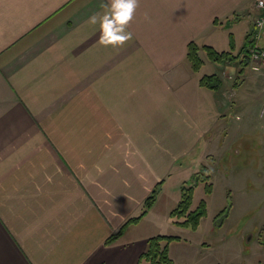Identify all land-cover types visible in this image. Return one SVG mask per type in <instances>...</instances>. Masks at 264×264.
Returning <instances> with one entry per match:
<instances>
[{
	"label": "crops",
	"instance_id": "crops-1",
	"mask_svg": "<svg viewBox=\"0 0 264 264\" xmlns=\"http://www.w3.org/2000/svg\"><path fill=\"white\" fill-rule=\"evenodd\" d=\"M256 1L138 0L114 47L88 22L110 0H0V264H137L170 178L233 146L226 114L244 106L236 68L233 92L220 63L221 88L202 87L216 62L200 49L194 71L188 45L217 49L246 15L248 34Z\"/></svg>",
	"mask_w": 264,
	"mask_h": 264
},
{
	"label": "rangeland",
	"instance_id": "rangeland-1",
	"mask_svg": "<svg viewBox=\"0 0 264 264\" xmlns=\"http://www.w3.org/2000/svg\"><path fill=\"white\" fill-rule=\"evenodd\" d=\"M250 17L244 16L234 28L221 33L225 35V43L222 41L216 48L219 51L229 50V33H233L234 52H240L246 43ZM261 43L264 44V35ZM201 56L206 60L204 53ZM221 67L218 63L206 61L203 73H216ZM233 67L224 71L232 73L235 70ZM260 67L259 71L246 67L242 74L243 80L247 81L245 89L240 87L237 91L241 93L245 90L244 106L239 108L234 105L231 112L226 114L227 128H230L228 135L233 146L221 148L215 156L204 158L197 166L196 172L202 166L207 167L211 193H206V184L200 179L193 183L192 174L195 171L188 174L189 170L182 169L170 178L157 204L156 208L161 213L170 206L175 207L181 196V187L176 190L178 185L194 186L190 209H195L201 199L207 203V214L201 219L197 230L177 226L169 213L157 226L160 231L152 228L155 231L151 232L152 236L180 237L169 243V256L174 264H264V92L260 84L264 80L260 75L264 71V64ZM224 71L220 73L221 76H224ZM227 81V87L233 92L236 78ZM238 83L240 85V81ZM241 124H245V127L236 129ZM224 140L225 137L221 135L220 142ZM142 248L143 251L147 248V242Z\"/></svg>",
	"mask_w": 264,
	"mask_h": 264
},
{
	"label": "trees",
	"instance_id": "trees-1",
	"mask_svg": "<svg viewBox=\"0 0 264 264\" xmlns=\"http://www.w3.org/2000/svg\"><path fill=\"white\" fill-rule=\"evenodd\" d=\"M252 42L249 40V34L246 36V43L240 52L235 53V43L233 37L230 38V49L219 51L210 45L199 46L195 42H190L188 45V60L190 61L194 71H198L202 66V60L198 55V51L203 49L206 52L207 58L216 63L223 64L228 67H235L236 73L242 75L249 64L250 52ZM233 67V68H234ZM202 87L219 90L223 85V80L217 74L204 75L199 80ZM207 167L202 166L199 172L192 174V181L196 183L199 179L205 182V191L210 194L212 191V184L209 183V175H206ZM160 191V184L156 185L151 193L145 198L143 202L142 212L135 217L127 220L120 229L111 234L106 240L108 245L123 235L129 225L137 224L147 211L156 202ZM194 186H181L180 200L176 206L170 211V216L173 217V223L177 226L197 230L201 219L207 214V203L201 199L195 209H190L193 202ZM222 215V214H220ZM179 236L172 235H156L148 238L147 248L139 255L138 264H174L172 258L169 256V243L172 240H179Z\"/></svg>",
	"mask_w": 264,
	"mask_h": 264
},
{
	"label": "clouds",
	"instance_id": "clouds-1",
	"mask_svg": "<svg viewBox=\"0 0 264 264\" xmlns=\"http://www.w3.org/2000/svg\"><path fill=\"white\" fill-rule=\"evenodd\" d=\"M138 0H110L105 10L89 17V23L96 25L100 32V42L114 47L122 46L131 39L128 24L133 19ZM259 7L264 8V0H259Z\"/></svg>",
	"mask_w": 264,
	"mask_h": 264
},
{
	"label": "built area",
	"instance_id": "built-area-1",
	"mask_svg": "<svg viewBox=\"0 0 264 264\" xmlns=\"http://www.w3.org/2000/svg\"><path fill=\"white\" fill-rule=\"evenodd\" d=\"M256 6L262 11V15L256 18L254 23L256 31L251 37V40L254 43L250 47V60L254 70H258L259 65L264 61V51L260 50L258 47V39L260 38L262 29L264 27V8L259 7V0L256 1Z\"/></svg>",
	"mask_w": 264,
	"mask_h": 264
}]
</instances>
